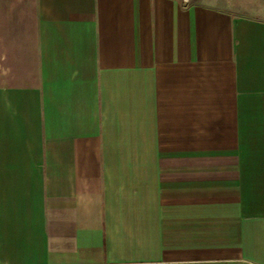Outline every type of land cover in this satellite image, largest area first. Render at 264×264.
Wrapping results in <instances>:
<instances>
[{"label": "crops", "instance_id": "0c3cea01", "mask_svg": "<svg viewBox=\"0 0 264 264\" xmlns=\"http://www.w3.org/2000/svg\"><path fill=\"white\" fill-rule=\"evenodd\" d=\"M0 264H264V0H0Z\"/></svg>", "mask_w": 264, "mask_h": 264}, {"label": "rangeland", "instance_id": "374dc122", "mask_svg": "<svg viewBox=\"0 0 264 264\" xmlns=\"http://www.w3.org/2000/svg\"><path fill=\"white\" fill-rule=\"evenodd\" d=\"M256 1H258V2H259V0H256Z\"/></svg>", "mask_w": 264, "mask_h": 264}]
</instances>
